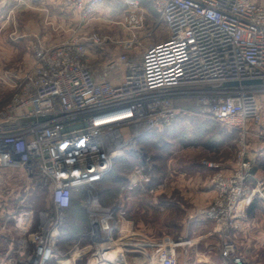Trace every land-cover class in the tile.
<instances>
[{
	"label": "built area",
	"instance_id": "2783aa9c",
	"mask_svg": "<svg viewBox=\"0 0 264 264\" xmlns=\"http://www.w3.org/2000/svg\"><path fill=\"white\" fill-rule=\"evenodd\" d=\"M66 2L78 13L79 27L57 46L38 41L37 64L10 82L13 96L0 105V180L24 170L33 189L48 194L49 209L39 223L33 212L21 214L22 230H36L32 252L26 240L20 243V260L50 264L73 195L95 189L130 153L136 164L126 176L119 210L98 198L89 203L94 248L88 264H127L121 252L107 256L119 249L114 233L125 215L124 199L159 187L143 139L200 118L239 130L244 143L248 130L264 125V0H149L168 38L144 51L137 31L148 13L140 0L125 1L121 25L130 36L124 40L81 32L104 0ZM112 45L125 52L99 60ZM246 150L243 144L230 174H216L217 196L200 211L223 242L221 264H244L231 232L243 228L254 196L264 201V186L249 182L253 163ZM8 220L0 215V231L9 232ZM155 264H178L176 251L166 246Z\"/></svg>",
	"mask_w": 264,
	"mask_h": 264
},
{
	"label": "rangeland",
	"instance_id": "374dc122",
	"mask_svg": "<svg viewBox=\"0 0 264 264\" xmlns=\"http://www.w3.org/2000/svg\"><path fill=\"white\" fill-rule=\"evenodd\" d=\"M126 0H104L100 6L96 19L92 21V30L88 32H99L103 36H111L118 40L128 39L129 31L121 25L124 21L123 17L126 10ZM144 8L147 10L148 19L144 26L137 31L142 42L143 51L153 45L168 38V32L160 17L154 10L149 0H140ZM66 0H6L3 14L5 19L10 15L11 20L9 26L5 27L0 37V69L8 70L17 66V62L23 60L20 55L34 53L38 41L42 42L43 24L51 22V18H75L73 10H68ZM61 8L64 9L61 11ZM14 12H10V10ZM78 15V13H77ZM79 17V16H78ZM16 24V36H27V41L33 44L14 45L11 37H15V30L12 27ZM45 26V25H44ZM31 36V37H30ZM66 41L63 40L62 42ZM61 42V43H62ZM26 44V45H25ZM125 51L119 45H112L107 48L106 53L98 59L103 62L115 59ZM7 81L0 79V105H6L13 96V90L7 85ZM264 99V94H262ZM262 99V98H261ZM264 101V100H263ZM194 105V104H191ZM254 129V128H253ZM162 130H179L183 135V141L176 143H168V134L157 133L149 136L147 140L143 139V146L153 161L158 165L155 166V179L159 180L167 174V163L171 159H175L177 164L184 163L199 164L200 167H207L209 184L215 188L214 178L217 173L230 174L234 165L239 158V154L243 149V144L247 148V138L241 143L237 138V133L232 132L230 127L223 126L214 121L189 118L185 121L165 127ZM205 130V131H204ZM205 133L204 136L201 134ZM194 139L190 144L184 143L186 140ZM239 137V136H238ZM136 161L131 157L130 153L125 154V159L118 161L106 180L98 185L95 189L82 194L77 202L83 209L82 214L79 211V204H74L76 210L64 212L62 221L59 226V236L57 242V253L50 264H88V260L94 248V242L91 232V215L89 213V203L98 198L102 206L119 210L121 204V196H123V186L126 176L135 167ZM0 182H4L5 188L1 193L0 215L4 220H8L10 231L15 238V251L10 258L0 255V264H14L21 262L22 240H26L29 244V251L32 252V236L36 230V226L27 232L22 230L20 222L21 214L24 211H31L34 214L35 222L39 223L42 214L49 209L48 194L44 190L33 189L28 182L27 174L24 170H14L7 172ZM134 195V194H133ZM126 197V196H125ZM128 197V196H127ZM130 197V196H129ZM126 199V198H125ZM124 199V201H125ZM4 205H7L5 209ZM5 209V210H3ZM21 227V228H20ZM115 240L119 241V229L114 233ZM16 262V263H17ZM17 263V264H18Z\"/></svg>",
	"mask_w": 264,
	"mask_h": 264
},
{
	"label": "crops",
	"instance_id": "0c3cea01",
	"mask_svg": "<svg viewBox=\"0 0 264 264\" xmlns=\"http://www.w3.org/2000/svg\"><path fill=\"white\" fill-rule=\"evenodd\" d=\"M5 4L6 0L0 1V37L12 19L10 14L5 19ZM73 13L75 18L56 17L43 24L41 39L44 46H57L73 36V31L80 24L77 12ZM13 24L15 37H11V40L14 45L33 44L34 40L28 42L26 35L16 36L18 28L14 21ZM92 27L90 22L81 32L87 33ZM30 51L20 54L23 60L17 62L15 68L0 69V79L7 81L6 85L10 89L11 81L22 79L37 64L34 53H28ZM178 131L161 130L157 136L168 134V143L181 142L183 135ZM231 131L237 133L240 140V131ZM249 134L246 157L253 163L250 183L253 188H258L264 186V127L254 128ZM191 138H184V143L190 144L194 140ZM168 162L166 176L154 180V185L159 186L154 194L142 190L126 197L125 215L119 218L120 252L124 254L127 264H155L167 246L176 251L178 264H221V237L215 232L214 223L200 215V211L210 206L217 196L216 189L209 184V169L192 162L179 165L175 159ZM4 186V182H0V193H3ZM253 203L254 206L248 209L243 228L233 230L231 235L245 258L244 264H264V201L254 196ZM10 230L0 231V255L5 258H10L16 249L15 238Z\"/></svg>",
	"mask_w": 264,
	"mask_h": 264
},
{
	"label": "trees",
	"instance_id": "16d2710c",
	"mask_svg": "<svg viewBox=\"0 0 264 264\" xmlns=\"http://www.w3.org/2000/svg\"><path fill=\"white\" fill-rule=\"evenodd\" d=\"M264 127V125L261 127V128H259V129H262ZM252 131L254 130V129H251ZM252 172H253V170L251 171V174H252ZM126 180V179H125ZM250 180H251V176H250V178H249V182H250ZM125 183V182H124ZM251 184V183H250ZM85 192H80V193H76V194H74L73 195V197H72V203H71V207L66 211V212H71L72 210H76V208H74V204L76 203V204H79L78 202H77V199H79V197H81L82 196V194H84ZM254 204L255 203H253V204H251V206H254ZM79 206H80V204H79ZM79 211H80V213L82 214V211H83V209L81 208V206H80V208H79Z\"/></svg>",
	"mask_w": 264,
	"mask_h": 264
},
{
	"label": "bare ground",
	"instance_id": "6f19581e",
	"mask_svg": "<svg viewBox=\"0 0 264 264\" xmlns=\"http://www.w3.org/2000/svg\"><path fill=\"white\" fill-rule=\"evenodd\" d=\"M110 249H111V248H110ZM119 252H120L119 249H116V250L112 249V250H109V251H108L107 256L112 257V256L118 254Z\"/></svg>",
	"mask_w": 264,
	"mask_h": 264
}]
</instances>
